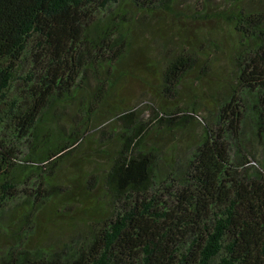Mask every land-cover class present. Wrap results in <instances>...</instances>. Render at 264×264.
Listing matches in <instances>:
<instances>
[{
	"label": "trees",
	"instance_id": "obj_1",
	"mask_svg": "<svg viewBox=\"0 0 264 264\" xmlns=\"http://www.w3.org/2000/svg\"><path fill=\"white\" fill-rule=\"evenodd\" d=\"M221 31L211 102L142 118L120 94L146 45V85L201 80ZM69 162L99 194L40 240ZM0 264H264V0H0Z\"/></svg>",
	"mask_w": 264,
	"mask_h": 264
},
{
	"label": "rangeland",
	"instance_id": "obj_2",
	"mask_svg": "<svg viewBox=\"0 0 264 264\" xmlns=\"http://www.w3.org/2000/svg\"><path fill=\"white\" fill-rule=\"evenodd\" d=\"M218 38L219 41H221V45H219L221 50L216 49L217 54L223 52V50L226 54L219 55L218 60L214 63V47H206L205 50L208 57L205 56V58H208L210 61L212 60L210 66L211 72L209 73V67H206V74H201L202 81L196 77L197 70L188 73L182 78L181 83L178 86L177 94L174 96H164L156 87L152 88L145 84V82L152 78L145 68V63L148 59H152L153 56L151 55L152 52L149 53L151 48L147 45L146 47L137 48L129 65L133 71V75L122 81L120 94L127 99V103L130 106H136V108H138L139 114L142 118H148L151 113V108H157L158 106H173V104L183 105L184 103H192L193 101L198 102L200 100L211 102L212 96H214V88L219 86L220 81L229 80L231 74V67L229 66L228 60V52L232 40L231 34L227 31H221L220 34H218ZM140 46H142V44ZM142 76H145L144 80L140 79ZM157 82V80L153 79V84H157ZM160 82L161 79L159 80V83ZM200 111L203 112L204 109L200 108ZM192 129L197 130L198 127L193 126ZM96 136L97 134L93 137L95 141L98 138ZM166 139L167 136H163L159 138V142L166 143ZM93 143L95 144L94 141ZM90 145L92 144L90 143ZM88 150L90 151V148ZM84 151L85 149L83 146L78 149L79 153H83ZM80 155L81 154H78V157ZM80 162H82V164ZM79 163L80 169L86 171L91 168L90 163H87L84 159H78V164ZM57 173L58 171H56V175L59 186L56 188L57 191L55 192L69 195L71 207H69V204L66 205L60 202H55L54 208L58 209V211L53 212V208L48 205L44 211L39 213L38 219L40 227L37 235L40 240H53L58 239L63 235H68L71 232L72 226L68 224L70 221L67 219L68 214L66 213H74V210L80 208L82 201H88L91 199L93 203L96 195L99 194L97 191L83 192L80 171L72 163H66L63 167V172L59 173V175ZM93 187L94 184L89 186L91 190ZM60 205L65 208L63 209ZM95 210H97V207L94 205V207L90 209V212Z\"/></svg>",
	"mask_w": 264,
	"mask_h": 264
}]
</instances>
